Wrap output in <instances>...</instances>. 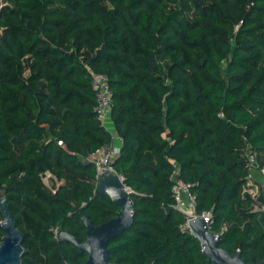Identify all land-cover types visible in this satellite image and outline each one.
Returning <instances> with one entry per match:
<instances>
[{"label":"trees","instance_id":"trees-1","mask_svg":"<svg viewBox=\"0 0 264 264\" xmlns=\"http://www.w3.org/2000/svg\"><path fill=\"white\" fill-rule=\"evenodd\" d=\"M0 30V191L23 233L20 264H83L56 231L84 239L81 215L116 214L95 189L90 157L111 134L87 68L109 77L112 166L134 204L110 261L214 264L180 229L173 164L220 246L264 259V198L244 191L248 148L264 167V0H3ZM46 172L62 180L54 191Z\"/></svg>","mask_w":264,"mask_h":264},{"label":"water","instance_id":"water-1","mask_svg":"<svg viewBox=\"0 0 264 264\" xmlns=\"http://www.w3.org/2000/svg\"><path fill=\"white\" fill-rule=\"evenodd\" d=\"M2 1L0 0V14ZM95 189L117 207L115 216L94 225L86 215H81V222L85 228L84 239L77 238L67 231H59L57 234L60 240L74 245L79 253L87 254L83 264H117L110 261L109 244L132 225L134 204L130 193L125 189L122 177L111 171L107 165L97 175ZM0 213L2 215L0 228L4 233L0 240V264H20L23 255V233L16 227L4 195L0 196ZM259 219L264 225V209L260 211ZM189 226L192 235L202 247L203 255L209 261L214 264H248L241 258L238 250L231 255L220 246L222 237L207 229L202 216L196 215L189 221ZM251 264H264V259Z\"/></svg>","mask_w":264,"mask_h":264},{"label":"built area","instance_id":"built-area-1","mask_svg":"<svg viewBox=\"0 0 264 264\" xmlns=\"http://www.w3.org/2000/svg\"><path fill=\"white\" fill-rule=\"evenodd\" d=\"M87 70L89 73L90 85L95 96L93 112L99 124L105 127L107 114L112 105V90L110 87L109 77L105 73L98 72L90 68H87ZM110 134L111 139L108 145L97 149L94 154H96L98 157L95 156L91 158L96 169V177L100 172L104 170L106 165L111 171H114L112 165L115 157L120 151L122 145V137L119 134H112L111 132ZM57 144H61V141H58ZM245 154L249 169V182L247 184L254 186L255 182L253 180L254 178L251 176V169L257 164L255 154L251 150H249V148L246 150ZM258 168L264 174V167ZM168 178L171 181V193L173 196L174 207L184 215V220L180 225V229L183 232L192 234V230L189 226V221L196 215H200L205 219L206 227L209 230L211 224V213L209 211H204L200 214L196 212V198L190 189L191 185L179 176L178 168L174 164L172 165V169L169 173ZM125 189L128 192L131 191L130 187L128 186H125ZM251 189L244 188V191H247L251 196L254 197L255 193ZM262 209H264V205L260 207V211ZM214 234L219 236V234ZM56 235H58L57 231Z\"/></svg>","mask_w":264,"mask_h":264},{"label":"rangeland","instance_id":"rangeland-1","mask_svg":"<svg viewBox=\"0 0 264 264\" xmlns=\"http://www.w3.org/2000/svg\"><path fill=\"white\" fill-rule=\"evenodd\" d=\"M108 116H109V113H108ZM105 127L108 128V126H107V120H106V123H105ZM111 131H113V130H111ZM95 156L98 157L96 154H93V155H91V158H93ZM256 163H257L256 166H254L251 169V176L256 181L255 185L254 186L252 185V189L251 190H253V192L255 193L254 194V197L255 198L256 197H259L261 194H262V196L264 198V174L258 168L259 167L258 162H256ZM42 179H43V182L45 183L46 187L48 189L52 190V191H54L56 189V186H58V185H60L62 183V180L56 179L54 176H52L48 172H46L44 174V176L42 177ZM0 196H2V191H0ZM1 220H2V215L0 216V221ZM225 226L226 225L223 226L222 231L225 229ZM3 234H4L3 232L0 233V237H2Z\"/></svg>","mask_w":264,"mask_h":264},{"label":"crops","instance_id":"crops-1","mask_svg":"<svg viewBox=\"0 0 264 264\" xmlns=\"http://www.w3.org/2000/svg\"><path fill=\"white\" fill-rule=\"evenodd\" d=\"M108 113H109V116L107 114V118H106V120H107V126H108L107 130H109L112 134H117L118 132H117V130L115 128V125H114V123L112 121L111 114H110V110L108 111ZM111 130H113V131H111Z\"/></svg>","mask_w":264,"mask_h":264}]
</instances>
